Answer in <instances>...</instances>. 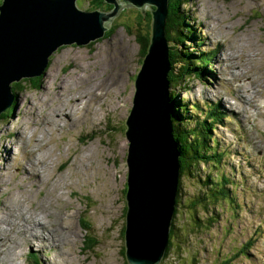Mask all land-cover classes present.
<instances>
[{
    "label": "rangeland",
    "instance_id": "obj_1",
    "mask_svg": "<svg viewBox=\"0 0 264 264\" xmlns=\"http://www.w3.org/2000/svg\"><path fill=\"white\" fill-rule=\"evenodd\" d=\"M76 6L89 11L90 4L77 0ZM149 9L150 5L143 7L144 14ZM185 9V23L194 33L185 47L190 51L196 48L191 61L206 58L214 47L219 55L209 57L201 78L195 77L198 70L190 62L192 71L184 76L180 89L171 85L169 92L176 97V109L180 103L187 105L184 123L190 127L201 121L210 107L216 108V124L209 128V137L214 139L210 146L223 155L211 158V163L201 158L181 179L182 199L174 224L186 226L190 236L181 239L184 246L171 250L164 264H264V0H192ZM134 11L138 10L123 8L113 21L119 18L133 28ZM208 39L214 44L210 51L201 47L210 44L205 41ZM239 50L251 54L255 50L262 57L257 58L259 62L254 61L256 57L243 59ZM225 51L231 54V62ZM142 60L135 37L122 26L86 46L59 47L49 59L40 86L31 88L27 83L15 92L14 112L0 119V169L6 155L1 149L6 142L14 144L17 135L16 161L39 177L33 176L36 184L29 188L26 176L18 177L16 161L9 165L7 175L0 176V219H7L0 223V235L13 250L8 264H38L36 258L39 264L125 262L121 255L129 145L125 121ZM242 95L246 103L240 101ZM233 103L237 107H232ZM93 111L97 114L90 117ZM48 132L54 141L41 164L36 159L43 151L42 144L34 142L38 137L50 142ZM7 149L15 153L14 148ZM61 152L62 160L54 161ZM78 158L88 160L79 163ZM84 163L87 165L82 166ZM209 174L218 190L221 175L229 180L231 199L228 204L211 205L206 212V205L197 199V182L202 183ZM1 180L5 191H1ZM20 183L27 191L19 188ZM29 218L45 226L44 240L56 227L54 221L58 226L62 223L60 227L68 222V240L51 249L39 248L36 243L26 246L28 238L22 232L29 228ZM87 238L97 243L90 245ZM91 246L94 249L84 252Z\"/></svg>",
    "mask_w": 264,
    "mask_h": 264
},
{
    "label": "water",
    "instance_id": "obj_2",
    "mask_svg": "<svg viewBox=\"0 0 264 264\" xmlns=\"http://www.w3.org/2000/svg\"><path fill=\"white\" fill-rule=\"evenodd\" d=\"M77 0H1L0 114L14 101L11 83L44 74L59 47L104 37L123 8L150 10V42L134 82L125 121V257L127 264H160L168 245L180 178V152L170 112L168 0H103L111 11H83Z\"/></svg>",
    "mask_w": 264,
    "mask_h": 264
},
{
    "label": "trees",
    "instance_id": "obj_3",
    "mask_svg": "<svg viewBox=\"0 0 264 264\" xmlns=\"http://www.w3.org/2000/svg\"><path fill=\"white\" fill-rule=\"evenodd\" d=\"M86 2L90 4V7L87 9L89 11L96 9L103 11H111L112 9V6L105 4L103 0H86ZM191 3L192 0H168L166 39L169 45V61L171 64V71L168 74V79L170 81V86L172 85L174 89H180L179 87L181 85V82H184V76H187L190 73V62L193 63L192 68L198 70V73L195 74V77L201 78V72H203V70L210 64L211 58L209 57H212L215 54L210 53L207 55L206 58H199L198 61H191L193 58V54L196 53V48H194L195 51H188V48L185 47L186 43H188L194 35V33L191 32V29L187 28L189 27V23H185V20L187 19V10L185 9V7ZM134 12L135 19L133 28L127 25L128 22H120L119 18H116L110 25V28H108V30L105 32V35H108L119 27L123 26L129 35L135 37V41L140 48L141 57L144 58L150 42L151 33L149 29L151 25V14L150 12H146L145 14L141 13L140 11ZM142 23L143 25H141ZM143 26L144 28H141ZM141 29L143 30V33H141ZM135 30L137 31L136 33ZM169 42H173V45L171 46ZM184 47L185 50L181 51V48ZM40 78L41 77L23 79L22 81L20 80L21 82L18 81L11 84V90L14 93L15 98L17 96V93L15 92L22 91V87H24L23 85L27 83L30 85L31 88H38L40 86ZM182 91L184 90H180V92ZM175 100L176 97L172 96L170 93V112L173 126V137L178 145V150L180 152L179 161L181 164L180 178L178 182L179 184L176 197L177 207L179 204V199H182V197L179 196L182 190L181 179L191 173L192 169H195V165L199 164L201 158H207V162L211 163V158H214L215 156H222L223 153L217 152V150L212 149L210 146V141L212 142V140L214 141V139L209 137V128L216 124V108L210 107L205 117L201 121L197 120L195 124L190 127L184 123V121L187 119V117L185 116V114H187V105L180 103L179 105H177L178 109H176ZM181 102L183 103V100H181ZM13 104L10 110L6 109L2 111V113L0 114V119L3 118L7 112H9L10 114L14 112L12 111ZM216 161L218 162L220 160ZM212 164L217 165V163ZM220 178H222V183L219 190L217 189V186L213 184L214 178L211 174L206 176L203 179L202 183L197 182L199 184V192L197 194V199L201 200L206 205V212L209 211L208 209L211 205L215 206L220 202L228 204L229 200L231 199L227 188V184L230 183L229 180L223 175H221ZM177 211L178 210L175 209L172 225L170 228L168 245L160 264H164V260L168 258L171 253V250L184 246V244L181 242L182 238L188 239L190 236V234L186 231V226H184L183 224H174L175 217L179 214ZM87 243L92 245L96 244L97 242L94 238H87ZM172 243H175V245L172 246ZM92 249H94L93 246L87 247L85 248L84 252ZM123 254L124 251H122V255ZM34 261L39 264L38 258L34 259Z\"/></svg>",
    "mask_w": 264,
    "mask_h": 264
},
{
    "label": "bare ground",
    "instance_id": "obj_4",
    "mask_svg": "<svg viewBox=\"0 0 264 264\" xmlns=\"http://www.w3.org/2000/svg\"><path fill=\"white\" fill-rule=\"evenodd\" d=\"M146 5H150V4H145V6ZM150 6H152V5H150ZM205 41H208V42H210V44H204V45H202L203 44V42L204 41H202L201 42V47L202 48H204L206 51H210L211 50V46H213L214 44H213V42H212V40L211 39H208V40H205ZM216 43L218 44H220L221 45V43L220 42H218L217 40H216ZM191 48H193V47H191ZM189 51V50H188ZM239 51H241V50H239ZM211 53H217L218 55H219V53H218V50L214 47L213 48V50H211L210 51ZM226 52V51H225ZM251 52V51H250ZM253 52L255 53V54H253ZM252 52V54L251 53H246V52H244V51H241L240 52V56L243 58V59H245V58H247V57H249V58H252V57H256V58H254V61H256V62H259V59H257V58H259V57H262V53H257L255 50ZM226 54H227V56L229 57V58H227V60L228 61H232V57H231V54H228L227 52H226ZM184 55V54H183ZM248 55V56H247ZM216 56V55H215ZM214 56V57H215ZM240 57V58H241ZM227 60L225 59V61L224 62H227ZM264 61V60H263ZM243 62H244V60H243ZM220 63H222V61L220 60ZM235 64V63H234ZM236 65V64H235ZM258 65V64H257ZM240 71V70H239ZM46 73H44V74H42V77L45 75ZM240 76H241V74L240 75H237V78H240ZM78 84H76V86H77ZM255 86V85H254ZM253 86V87H254ZM252 88V87H251ZM261 88V87H260ZM263 89V88H262ZM261 90V89H260ZM247 92L248 93H251L250 92V90H247ZM260 92V91H259ZM95 93V91H93V94ZM254 93V92H253ZM210 95H212V93H210L208 96L210 97ZM236 97H238V96H236ZM255 98V97H254ZM243 99V100H242ZM244 99H246V96H243L242 95V97H240V101H242V102H244V103H246V101H244ZM222 104H226L227 102H225V100L222 98ZM103 102V101H102ZM232 107H237V105H235L234 103L231 105ZM114 109L115 108H117V107H113ZM242 112H243V110H242ZM87 114V113H86ZM97 114V112L96 111H93L92 113H91V116L90 117H93V116H95ZM99 116H101V115H99ZM92 120V119H91ZM40 121H42V120H40ZM39 121V122H40ZM47 122V121H46ZM47 124H49V121H48V123ZM52 124V123H51ZM50 136V137H49ZM196 136V135H195ZM48 137H49V139H50V142H46L43 138H39L38 137V139H34L35 140V144H42L41 145V147L43 148V151L41 152V154H40V157H38L37 159H36V162H40L41 164H42V162L44 161V155L46 156V155H49V153H45V151L49 148V145H51L52 144V142L54 141V140H52V132H48ZM33 138V137H32ZM45 138V137H44ZM126 138V137H125ZM64 139V138H63ZM44 141L46 142V144L44 145ZM19 142H20V139L18 138V136L16 135V141H15V143L14 144H12V143H4V147H3V149H1V150H4V153L6 154L5 156H4V162H5V166L4 167H2L0 170L2 171L1 173H0V176L1 177H3L4 175H7V173H8V171L10 170L9 169V165L13 162V161H16V157H17V153L15 152V150L16 149H18L19 148ZM64 142H65V140H64ZM8 147H10V148H14V152L15 153H13V154H11L10 153V151L7 149ZM39 147V146H38ZM65 147H66V145H65ZM56 148H57V146H56ZM26 149V148H25ZM29 149H30V147H29ZM26 151V150H25ZM38 151V150H37ZM68 152H69V147H68V150H67ZM224 151V150H223ZM219 152V151H218ZM222 152V151H221ZM34 154V153H33ZM63 154L64 153H57L54 157L55 158H53V160L54 161H61L62 160V157H63ZM218 155V154H217ZM225 156V155H224ZM61 157V158H60ZM64 157L66 158V155H64ZM220 157V156H219ZM42 160V161H41ZM86 160H88V159H86ZM86 160H84V158H78V162L79 163H82L83 161H86ZM16 163H18V165H17V171H18V177L19 178H21L22 179V177L21 176H26V179H25V184L26 185H28L29 186V188H30V186H32V187H34L35 186V184H36V182H35V179H34V177H39L37 174H35V173H31V172H29V170H28V167L26 166V165H24L22 162H18V161H16ZM51 163V162H50ZM32 165V164H31ZM85 165H87V163H84L82 166H85ZM42 166V170L44 169L45 170V168L46 167H44L43 165H41ZM80 166V165H79ZM25 169V170H24ZM72 170V169H71ZM100 170V169H99ZM77 173V171L75 172V174ZM34 176V177H33ZM96 178V177H95ZM105 179V178H104ZM97 180V179H96ZM195 180V179H194ZM1 182H2V184H3V186L1 187V191H5L6 190V188H5V183L1 180ZM18 182V181H17ZM179 184V183H178ZM205 184V183H204ZM18 186H19V188L21 189V190H26L27 191V189H26V186L23 184V185H21V183L20 184H18ZM57 191V190H56ZM8 193V192H7ZM11 194V193H10ZM62 195V194H61ZM4 205H6V204H4ZM3 205V206H4ZM6 207V206H5ZM7 208V207H6ZM9 209V208H8ZM8 211V210H7ZM17 212L18 213H20L18 210H17ZM29 212V210L27 209L26 211H25V213H28ZM7 215H8V217L10 216L9 215V212L7 213ZM31 215V214H30ZM16 216V215H15ZM22 218V217H21ZM50 218V217H49ZM20 219V218H19ZM42 219V218H41ZM41 219H39V220H41ZM47 219V218H46ZM54 220V219H53ZM1 221H2V223H5L6 221H7V219H0V223H1ZM44 222V221H43ZM44 223H46V222H44ZM54 223H55V228L54 229H52V231L48 234V237H47V240H44V231H45V226H43L39 221H37V220H35V219H32V218H29L28 219V224H29V228L28 229H26L25 231H23L22 232V234L24 235V237H26V238H28L27 240H26V243H27V245L26 246H29L30 248H31V244H34V243H36V245L39 247V248H45V247H48V249H51V248H53L55 245H57V246H60L61 244H63L65 241H67L68 240V236L66 235V234H69L70 233V230L68 229L69 227H68V222H67V226H61L60 227V225L62 224V223H59V226L56 224V222L54 221ZM8 224V223H7ZM14 224V223H13ZM18 224V223H17ZM26 225V224H25ZM5 226V225H4ZM47 228V227H46ZM65 229H67L68 230V232L65 234V232H66V230ZM22 231V230H21ZM6 232V231H5ZM36 232H39V233H42V235H40V234H37ZM18 233V232H17ZM9 235V234H8ZM70 235V234H69ZM7 237V236H6ZM62 246H66V244L65 245H62ZM11 246L7 243V239L5 238V237H3V236H1L0 235V253L2 252L3 254H1L0 255V262H1V264H8V263H10L11 261L9 260L10 258H11V256H12V252H13V250H12V247L10 248ZM19 248H21V247H19ZM42 250V249H41ZM21 251L23 252V248H21ZM45 251V250H44ZM60 251V250H59ZM62 254H65V253H62ZM12 260V259H11ZM48 261V260H47ZM53 264H57L55 261H53Z\"/></svg>",
    "mask_w": 264,
    "mask_h": 264
},
{
    "label": "clouds",
    "instance_id": "obj_5",
    "mask_svg": "<svg viewBox=\"0 0 264 264\" xmlns=\"http://www.w3.org/2000/svg\"><path fill=\"white\" fill-rule=\"evenodd\" d=\"M12 95H13V97H14V99H15V96H14V93L12 92ZM14 102V101H13ZM12 107V106H11ZM10 107V108H11ZM10 108H9V110H10ZM8 110V109H7ZM13 111H14V107H13ZM178 191V190H177ZM177 197V196H176ZM125 203H126V199H125ZM126 205V204H125ZM175 209H177V207H175ZM126 212H127V206H126ZM174 217V216H173ZM172 221H173V219H172ZM171 225H172V223H171ZM84 230H85V228H83ZM125 229H126V213H125ZM169 234H170V232H169ZM124 245H123V247H122V249H121V255H122V251H124V259H125V263H123V264H127V260H126V257H125V251H126V248H125V230H124ZM165 254V253H164ZM164 257V256H163ZM163 259V258H162ZM162 259H161V261H162ZM161 263V262H160Z\"/></svg>",
    "mask_w": 264,
    "mask_h": 264
}]
</instances>
